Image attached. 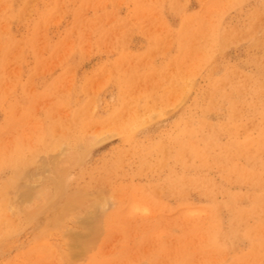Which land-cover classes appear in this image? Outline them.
<instances>
[{
    "label": "rangeland",
    "instance_id": "rangeland-1",
    "mask_svg": "<svg viewBox=\"0 0 264 264\" xmlns=\"http://www.w3.org/2000/svg\"><path fill=\"white\" fill-rule=\"evenodd\" d=\"M0 264H264V0H0Z\"/></svg>",
    "mask_w": 264,
    "mask_h": 264
},
{
    "label": "bare ground",
    "instance_id": "bare-ground-1",
    "mask_svg": "<svg viewBox=\"0 0 264 264\" xmlns=\"http://www.w3.org/2000/svg\"><path fill=\"white\" fill-rule=\"evenodd\" d=\"M81 243V242H80ZM78 246H80L79 244H78ZM77 247V246H76ZM78 248V247H77Z\"/></svg>",
    "mask_w": 264,
    "mask_h": 264
}]
</instances>
